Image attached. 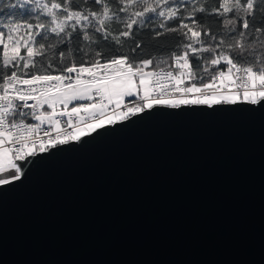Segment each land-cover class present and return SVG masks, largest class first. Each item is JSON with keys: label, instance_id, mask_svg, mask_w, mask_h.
I'll list each match as a JSON object with an SVG mask.
<instances>
[{"label": "water", "instance_id": "obj_1", "mask_svg": "<svg viewBox=\"0 0 264 264\" xmlns=\"http://www.w3.org/2000/svg\"><path fill=\"white\" fill-rule=\"evenodd\" d=\"M213 107L146 109L19 162L0 264H264V107Z\"/></svg>", "mask_w": 264, "mask_h": 264}, {"label": "snow or ice", "instance_id": "obj_2", "mask_svg": "<svg viewBox=\"0 0 264 264\" xmlns=\"http://www.w3.org/2000/svg\"><path fill=\"white\" fill-rule=\"evenodd\" d=\"M206 3L16 0L10 5L33 15L0 20V173L5 174L0 185L19 179L18 162L146 109L264 107V0H219L210 10ZM198 14L218 18V31L201 23ZM144 30L156 41L175 33L179 42L167 57L138 59L145 44L136 35ZM128 41L133 46L125 51Z\"/></svg>", "mask_w": 264, "mask_h": 264}, {"label": "trees", "instance_id": "obj_3", "mask_svg": "<svg viewBox=\"0 0 264 264\" xmlns=\"http://www.w3.org/2000/svg\"><path fill=\"white\" fill-rule=\"evenodd\" d=\"M16 0H0V20L7 21L10 17H15L16 19L21 18V13H23V17L25 19L30 18L33 14L27 10L20 9H12L10 5L15 4ZM219 0H207L206 8L210 10L213 6H218ZM197 19L200 20L201 23L207 21L208 27H210L213 32L218 31L220 27V21L216 17L208 16L203 17L198 14ZM173 26L169 24V27ZM113 30H116V26H113ZM135 31V30H134ZM136 39L142 40L145 44V54L137 55V58H148L149 55H155L157 58L167 57L170 55L171 51L174 50L173 45L179 42V37L175 33H168L165 36L159 38L158 41L152 39V33L144 30L136 35ZM160 45H165L164 47H160ZM133 46L132 41H128L125 43L124 50L127 51L129 47ZM23 54V53H22ZM89 57H85L88 59ZM79 59V57H77Z\"/></svg>", "mask_w": 264, "mask_h": 264}, {"label": "built area", "instance_id": "obj_4", "mask_svg": "<svg viewBox=\"0 0 264 264\" xmlns=\"http://www.w3.org/2000/svg\"><path fill=\"white\" fill-rule=\"evenodd\" d=\"M125 103H127V100L125 101ZM18 176L20 177V173H18ZM0 178H5V174L4 173H0Z\"/></svg>", "mask_w": 264, "mask_h": 264}, {"label": "bare ground", "instance_id": "obj_5", "mask_svg": "<svg viewBox=\"0 0 264 264\" xmlns=\"http://www.w3.org/2000/svg\"><path fill=\"white\" fill-rule=\"evenodd\" d=\"M20 176H22V169L20 170Z\"/></svg>", "mask_w": 264, "mask_h": 264}, {"label": "rangeland", "instance_id": "obj_6", "mask_svg": "<svg viewBox=\"0 0 264 264\" xmlns=\"http://www.w3.org/2000/svg\"><path fill=\"white\" fill-rule=\"evenodd\" d=\"M127 100V99H126Z\"/></svg>", "mask_w": 264, "mask_h": 264}]
</instances>
